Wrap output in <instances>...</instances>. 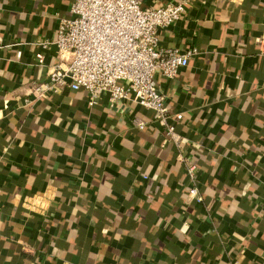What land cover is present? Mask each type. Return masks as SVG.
<instances>
[{
    "label": "crops",
    "instance_id": "obj_1",
    "mask_svg": "<svg viewBox=\"0 0 264 264\" xmlns=\"http://www.w3.org/2000/svg\"><path fill=\"white\" fill-rule=\"evenodd\" d=\"M182 1L159 45L199 53L158 80L183 114L171 122L201 204L152 111L90 105L83 89L31 94L62 63L42 43L73 0H0V264H264V0L144 5Z\"/></svg>",
    "mask_w": 264,
    "mask_h": 264
},
{
    "label": "built area",
    "instance_id": "obj_2",
    "mask_svg": "<svg viewBox=\"0 0 264 264\" xmlns=\"http://www.w3.org/2000/svg\"><path fill=\"white\" fill-rule=\"evenodd\" d=\"M187 4L182 1L155 7L145 6L144 0H73L69 13L59 17L56 37L42 43L44 48L57 46L62 63L54 65L47 77L34 85L31 94L39 100L66 87L72 91L83 89L90 105L108 95L112 107L134 100L152 111L167 139L179 151L178 161L192 184L188 196L201 204L204 197L196 185L198 166L171 122L183 119V114L171 113L158 80L159 75L174 78L199 53L196 48L182 53L159 45L160 28L183 19ZM133 124L139 129L146 127L139 118ZM25 204L34 210L41 207L32 201ZM23 247L31 252L28 245Z\"/></svg>",
    "mask_w": 264,
    "mask_h": 264
}]
</instances>
